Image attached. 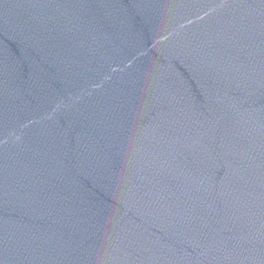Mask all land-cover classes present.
Wrapping results in <instances>:
<instances>
[{"label":"water","instance_id":"water-1","mask_svg":"<svg viewBox=\"0 0 264 264\" xmlns=\"http://www.w3.org/2000/svg\"><path fill=\"white\" fill-rule=\"evenodd\" d=\"M0 264H264V0H0Z\"/></svg>","mask_w":264,"mask_h":264}]
</instances>
